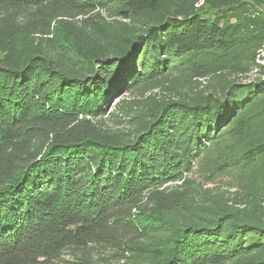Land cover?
<instances>
[{
    "label": "trees",
    "instance_id": "trees-1",
    "mask_svg": "<svg viewBox=\"0 0 264 264\" xmlns=\"http://www.w3.org/2000/svg\"><path fill=\"white\" fill-rule=\"evenodd\" d=\"M263 50L264 0H0V264H264Z\"/></svg>",
    "mask_w": 264,
    "mask_h": 264
},
{
    "label": "built area",
    "instance_id": "built-area-1",
    "mask_svg": "<svg viewBox=\"0 0 264 264\" xmlns=\"http://www.w3.org/2000/svg\"><path fill=\"white\" fill-rule=\"evenodd\" d=\"M201 3V1L199 2ZM262 58L259 60L260 63H264V50L261 52Z\"/></svg>",
    "mask_w": 264,
    "mask_h": 264
}]
</instances>
